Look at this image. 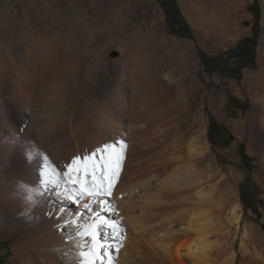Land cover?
I'll list each match as a JSON object with an SVG mask.
<instances>
[{
  "label": "bare ground",
  "instance_id": "1",
  "mask_svg": "<svg viewBox=\"0 0 264 264\" xmlns=\"http://www.w3.org/2000/svg\"><path fill=\"white\" fill-rule=\"evenodd\" d=\"M179 1L209 52L248 33L241 27L245 0H221L222 6L219 0ZM20 7L0 25V244L11 241L10 264H78L56 212L39 201L29 206L26 187L36 181L39 160L28 159L33 145L62 168L117 138L128 147L110 198L119 212L112 219L126 229L118 256L113 252L115 264H264V218L257 223L252 211L246 213L238 190L242 175L233 168L216 171L208 162L212 149L204 140L208 116L199 108L205 87L196 72L195 43L168 37L189 60L188 70L185 76H151L155 72L129 43L98 35L100 12L69 21L33 7L31 13L26 2ZM57 32L74 40L65 43ZM50 36L55 47L47 46ZM39 53L45 61L36 60ZM85 66L99 73L76 80ZM255 177L264 190V173ZM60 207L76 205L63 201Z\"/></svg>",
  "mask_w": 264,
  "mask_h": 264
},
{
  "label": "rangeland",
  "instance_id": "2",
  "mask_svg": "<svg viewBox=\"0 0 264 264\" xmlns=\"http://www.w3.org/2000/svg\"><path fill=\"white\" fill-rule=\"evenodd\" d=\"M170 1L0 0V21L3 20L0 25L6 22L4 20H7V17L10 19L15 7L21 8L22 2H26L30 8L33 7L39 12H49L55 20L67 17L69 21H74L77 16L90 15L93 11H98L101 15L97 17L103 22L99 23L101 25L99 32H102H98V35L105 41H110L111 38L129 43L134 48V54L141 59L147 69L153 66L148 69L150 73L155 72V75L151 76H185L188 70L189 60L172 49L168 37L190 44L195 43L196 72L203 83L200 88L205 87L204 91L201 90L199 93V108L208 116L204 140L210 143L212 149L208 162L213 164L216 171L233 168L242 175L238 190L246 213L250 214L252 211L254 214L252 220L261 223L264 218V190L258 184L255 175L259 172L264 173V0H245L246 17L241 27L248 30L247 35L229 47L215 52H209V49H204L200 45L194 28L181 9L180 1L175 0L176 5L170 4ZM230 7L233 8V4L228 8ZM33 9L31 8V13ZM246 23L249 25L245 26ZM90 26L99 27L98 24ZM74 37L78 42L80 37L78 35ZM54 38L50 36L46 39L47 46L55 47ZM56 38L63 41L66 39L65 43L74 40L63 32H57ZM254 40L255 46L252 45ZM2 41L6 47L8 45L6 38ZM40 44L38 42L36 47L42 50L43 46ZM242 49L247 51L243 53L244 57L239 59L236 56ZM4 54L2 53V58H5ZM39 55L36 56L38 62L41 60L40 57H43V61L46 60V57L40 53ZM113 55L114 52L108 57L111 58ZM251 57H254V62L244 65ZM260 59L262 67L259 64ZM261 68L263 74H260ZM246 72L251 76L246 78ZM96 73L99 71H96L94 66H85L73 76L77 80L79 76L93 77ZM73 90L79 89L71 91ZM11 246V241L0 244V264H10Z\"/></svg>",
  "mask_w": 264,
  "mask_h": 264
},
{
  "label": "snow or ice",
  "instance_id": "3",
  "mask_svg": "<svg viewBox=\"0 0 264 264\" xmlns=\"http://www.w3.org/2000/svg\"><path fill=\"white\" fill-rule=\"evenodd\" d=\"M25 127L26 123L21 125V133ZM127 147L123 138H117L75 156L62 168L53 166L38 145L34 144L29 154L28 159L39 158L36 181L26 187L32 194L27 197L29 206L39 201L56 212V219L62 220L58 230L76 249L78 264H115L113 252L118 256L123 247L126 229L120 219H112L113 214L119 217V212L110 198L123 170ZM63 201L76 205L75 209H57ZM66 228L71 231L65 232Z\"/></svg>",
  "mask_w": 264,
  "mask_h": 264
},
{
  "label": "trees",
  "instance_id": "4",
  "mask_svg": "<svg viewBox=\"0 0 264 264\" xmlns=\"http://www.w3.org/2000/svg\"><path fill=\"white\" fill-rule=\"evenodd\" d=\"M170 4H172V5H176V4H175V0H171V1H170ZM177 10H178V8H177ZM257 37H258V34L256 35V38H257ZM255 44H256V41L254 40V42H252V45L255 46ZM244 49H247V50H248V48H244ZM244 49L240 50V51L238 52V54H237L236 57H238L239 59L243 58V57H244V56H243V53H245V52L247 51V50H244ZM253 62H254V57H251L250 60L245 61L244 65H247V64H250V63H253Z\"/></svg>",
  "mask_w": 264,
  "mask_h": 264
},
{
  "label": "water",
  "instance_id": "5",
  "mask_svg": "<svg viewBox=\"0 0 264 264\" xmlns=\"http://www.w3.org/2000/svg\"><path fill=\"white\" fill-rule=\"evenodd\" d=\"M248 25H249L248 23L245 24V26H248Z\"/></svg>",
  "mask_w": 264,
  "mask_h": 264
}]
</instances>
